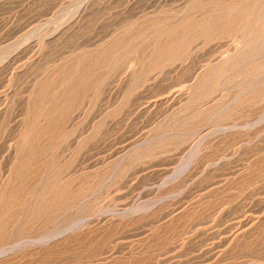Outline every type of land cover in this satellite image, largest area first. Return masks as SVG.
<instances>
[{"label":"rangeland","instance_id":"1","mask_svg":"<svg viewBox=\"0 0 264 264\" xmlns=\"http://www.w3.org/2000/svg\"><path fill=\"white\" fill-rule=\"evenodd\" d=\"M0 264H264V0H0Z\"/></svg>","mask_w":264,"mask_h":264}]
</instances>
